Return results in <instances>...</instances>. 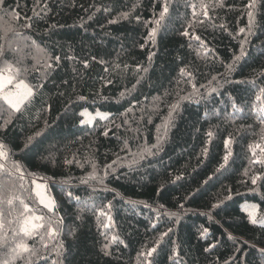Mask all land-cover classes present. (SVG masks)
Here are the masks:
<instances>
[{
  "label": "trees",
  "instance_id": "16d2710c",
  "mask_svg": "<svg viewBox=\"0 0 264 264\" xmlns=\"http://www.w3.org/2000/svg\"><path fill=\"white\" fill-rule=\"evenodd\" d=\"M252 2L6 0L19 15L0 12V70L34 95L19 120L8 110L0 264H264V224L243 209L264 215V0ZM85 109L109 114L85 123ZM33 213L44 227L26 237Z\"/></svg>",
  "mask_w": 264,
  "mask_h": 264
},
{
  "label": "snow or ice",
  "instance_id": "6c2138e0",
  "mask_svg": "<svg viewBox=\"0 0 264 264\" xmlns=\"http://www.w3.org/2000/svg\"><path fill=\"white\" fill-rule=\"evenodd\" d=\"M18 7V6H17ZM250 8L254 9L256 7V3L255 0H253V2L249 5ZM0 12L4 13L5 15H8L9 13H11L14 17H18V13H13L12 9L10 6L6 5V0H0ZM168 12V7L165 6L163 11L160 13V20H157L155 23L157 25L160 24V21L164 19L165 14ZM204 15L208 16V11L205 10L204 11ZM254 13L252 11L248 12V16H249V20H252ZM89 19H91V17H89ZM112 23H115L116 21H111ZM27 27H31V24L26 25ZM6 31H12L11 28L6 29ZM245 31V29H240V32L243 33ZM249 31H251V25L249 27ZM156 34V29L154 28L152 30V33H150V36L154 37ZM184 35H188L187 32L184 33ZM197 40H199V37H196ZM33 44H35V41H33ZM5 48L3 45H0V57H4L5 56ZM60 57L57 56L55 57V61L58 63L60 61ZM239 59V58H237ZM46 67L48 69L52 68V64L48 63L46 65ZM85 67H87V65L85 64ZM8 71L11 73L13 70L11 68V66L9 67ZM146 71V69H145ZM16 74H19V69L15 70ZM183 73V70H182ZM190 75V73H189ZM213 80H215V77H213ZM11 86V87H9ZM195 87V86H193ZM7 89V90H6ZM212 92L216 91V88H212L211 89ZM261 93H264V89L260 90ZM34 95L33 93V88L25 83V81L23 79L20 80H16V76L15 75H3L0 74V100H2L4 102V104L7 105V108H0V118L4 119V126L0 127V140H3V143H0V158H7V154L5 152V146L6 143L8 142V131H9V127L11 125L14 124L13 119L11 118L12 113H10L8 110L11 109L13 113H18L19 115L16 116V120H19L23 113H22V106L25 105L26 102H30V98ZM121 95H123V93H121ZM261 97L257 96V100H259ZM80 99H83V97H80ZM178 107V105L174 106L173 110H175V108ZM233 107H235V105H233ZM172 113H169V116L171 117ZM108 133L105 132L104 135H107ZM37 136L40 135V133H36ZM209 136H211L212 134L209 133ZM32 137H29V143L32 141ZM163 140V137L160 138V140H158L157 144L152 145V148H155L157 151H161L162 150V146H161V141ZM229 141H226L225 143L227 144ZM25 147L27 148L28 145L26 144ZM255 148H260V145L257 144L255 145ZM145 152H147L148 155H154L155 153L151 151V149H145ZM205 152H207V149H205ZM261 152H264V149H261ZM229 155H231L229 153ZM253 155L255 156L256 153L255 151H253ZM143 155L140 156V159H143ZM228 159L229 156L226 155L223 158V163L220 164L219 168L217 169V171H219L220 169H224L226 167V165L228 164ZM67 162V161H66ZM136 161L134 160L133 163H135ZM253 163H260L262 165H264V160H254ZM3 165H0V168H3ZM14 168L16 171L20 170V166L18 164L14 165ZM23 177H21L22 179ZM177 179H180V177H177ZM261 179L260 176H254L251 179V184L252 185H256L257 181ZM84 183H86V181H84ZM5 184H8L7 182H4L2 184H0V188H2ZM34 184V189L36 190V196L39 199L40 204L44 205V207L48 208L49 211H53V209L55 208V202L54 200H52L50 198L49 202H45V200L41 197V193L40 191H38L39 189H41L42 187L46 188V185H41L39 183H36L35 181L33 182ZM21 187H23L21 185ZM69 196H71V193H69ZM18 199L21 200L23 208H24V213H28L30 211H32L29 206L27 204L24 203V200L21 199L20 197H18ZM110 207V205H109ZM213 207H218V205H213ZM24 213H22L21 215H24ZM45 218L43 216H37L33 213L32 216H25L22 223H21V227L19 229L20 232L23 233L24 236L26 237H32L38 229L44 227V225L42 223H37V221H43ZM54 221L51 220V218H49V223H52ZM251 223L256 224L257 220L255 219V214H252L251 217ZM169 232L171 231V229L168 230ZM205 233L207 232V229L204 230ZM55 232L52 231L49 233V235H54ZM168 233L165 232L162 235L166 236ZM231 238V237H230ZM113 241H116L118 239V237H113L112 238ZM214 247V246H213ZM17 249L20 252H28L30 249L28 247V245L26 243L23 242V240L16 245V249H13V252L16 253ZM206 251L208 249H205ZM156 251V248H152L147 252V256L151 257L153 255V253ZM105 254L107 255L108 253L105 252ZM141 255H144V253H141ZM261 255L264 256V249H261ZM15 258V256H13V259ZM150 264V262H149ZM225 264H227V262H225Z\"/></svg>",
  "mask_w": 264,
  "mask_h": 264
},
{
  "label": "rangeland",
  "instance_id": "374dc122",
  "mask_svg": "<svg viewBox=\"0 0 264 264\" xmlns=\"http://www.w3.org/2000/svg\"><path fill=\"white\" fill-rule=\"evenodd\" d=\"M0 74H3L5 76L7 75H10V73L8 72H5V71H1L0 70ZM25 83L29 84L31 87L32 85L24 80ZM11 87V86H9ZM33 88V87H32ZM7 90V89H6ZM33 93H34V88H33ZM108 112H105V111H102V110H94V111H91L89 109H85L83 111V115H84V118H83V122L85 123H93L97 118H105L108 116ZM37 183L41 184V185H46L47 187V184L43 181H38ZM38 191H40L41 193V197L45 200V202H49V197L47 196V191H46V188L42 187L41 189H39ZM243 209L250 214V216L252 217V214H255V219L261 223V224H264V215H260V210H259V207L258 205L255 203V202H251V201H246L243 203ZM38 216V215H37ZM40 221H37V223H39Z\"/></svg>",
  "mask_w": 264,
  "mask_h": 264
},
{
  "label": "crops",
  "instance_id": "0c3cea01",
  "mask_svg": "<svg viewBox=\"0 0 264 264\" xmlns=\"http://www.w3.org/2000/svg\"><path fill=\"white\" fill-rule=\"evenodd\" d=\"M46 191H47V187H46ZM48 196V195H47ZM50 199V198H49Z\"/></svg>",
  "mask_w": 264,
  "mask_h": 264
},
{
  "label": "bare ground",
  "instance_id": "6f19581e",
  "mask_svg": "<svg viewBox=\"0 0 264 264\" xmlns=\"http://www.w3.org/2000/svg\"><path fill=\"white\" fill-rule=\"evenodd\" d=\"M97 110V109H96Z\"/></svg>",
  "mask_w": 264,
  "mask_h": 264
}]
</instances>
